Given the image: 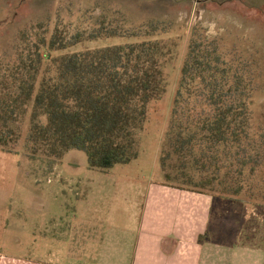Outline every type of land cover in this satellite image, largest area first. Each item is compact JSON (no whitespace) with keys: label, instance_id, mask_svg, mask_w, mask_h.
<instances>
[{"label":"rangeland","instance_id":"rangeland-1","mask_svg":"<svg viewBox=\"0 0 264 264\" xmlns=\"http://www.w3.org/2000/svg\"><path fill=\"white\" fill-rule=\"evenodd\" d=\"M102 26L118 36L52 56L142 42L153 30V39L177 44L167 92L148 107L140 156L104 171L90 169L81 151L34 157L24 146L29 110L14 126L13 147L0 146V264H83V249L95 250L93 239L102 233L108 252L119 238L131 242L138 220L129 210L137 212L151 183L165 182L160 157L194 32L215 40L228 62L248 71L253 132L264 137V0H0V73L56 30L71 39ZM255 184L256 204L264 206V166Z\"/></svg>","mask_w":264,"mask_h":264},{"label":"trees","instance_id":"trees-1","mask_svg":"<svg viewBox=\"0 0 264 264\" xmlns=\"http://www.w3.org/2000/svg\"><path fill=\"white\" fill-rule=\"evenodd\" d=\"M155 28L157 26L155 25ZM52 56L116 31L105 26L50 40L0 73V146L11 149L25 121L24 146L36 156L86 154L90 169L109 170L140 156L148 107L167 92L177 44L153 39ZM215 40L194 32L160 157L165 184L255 203V175L264 166V137L252 125L248 71L228 62ZM45 50L46 52H44Z\"/></svg>","mask_w":264,"mask_h":264},{"label":"crops","instance_id":"crops-1","mask_svg":"<svg viewBox=\"0 0 264 264\" xmlns=\"http://www.w3.org/2000/svg\"><path fill=\"white\" fill-rule=\"evenodd\" d=\"M147 190L128 212L138 220L131 242L108 252L102 233L83 264H264V206L162 182Z\"/></svg>","mask_w":264,"mask_h":264}]
</instances>
